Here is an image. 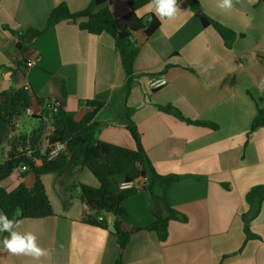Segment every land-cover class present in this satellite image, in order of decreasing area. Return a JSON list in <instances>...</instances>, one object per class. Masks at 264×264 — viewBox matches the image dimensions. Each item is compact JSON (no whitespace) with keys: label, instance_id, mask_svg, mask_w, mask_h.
<instances>
[{"label":"crops","instance_id":"obj_1","mask_svg":"<svg viewBox=\"0 0 264 264\" xmlns=\"http://www.w3.org/2000/svg\"><path fill=\"white\" fill-rule=\"evenodd\" d=\"M127 1L107 0L96 11L108 9L120 19L129 11ZM196 1L210 19L242 37L227 49L185 1L177 0L175 18L161 20L149 0L137 16L153 14L160 25L149 37L143 31L132 35L139 52L133 64L136 79L128 90L114 39L107 33L81 31L70 21L36 38L24 63L15 64L17 38L11 31H42L59 4L76 13L90 0H0V93L12 84L27 87L35 98L57 102L76 121L89 111L85 101L100 102L103 107L94 118L99 140L134 150L126 129L130 121L125 110H131L130 120L155 172L176 177L166 198L182 219L169 221L163 242L143 230L154 220L152 211H162L161 205L153 204L146 191L123 202L127 215L122 228L139 231L122 251V264H264V199L250 223L258 240L244 242L242 221L248 211L246 194L264 185V126L248 134L257 108H264V1L233 0L230 10L219 8V0ZM29 61L35 65L26 67ZM152 78L166 83L152 90ZM158 106H171L183 118L210 122L216 129L187 124ZM30 109L33 114L41 111L35 101ZM37 126L38 121L27 116L15 120L0 143V162L7 159L13 130L28 135ZM73 175L41 176L53 215L22 219L18 230L35 234L38 244L51 253L50 259L41 258L44 264H115L119 247L112 225L104 230L86 224L89 209L65 189L73 181L92 188L98 182L84 168ZM33 182L32 172L18 168L0 182V190L11 191L21 183L30 187ZM123 182L112 178L113 192L120 193ZM7 235L0 233V264H26L28 258L3 248Z\"/></svg>","mask_w":264,"mask_h":264},{"label":"trees","instance_id":"obj_2","mask_svg":"<svg viewBox=\"0 0 264 264\" xmlns=\"http://www.w3.org/2000/svg\"><path fill=\"white\" fill-rule=\"evenodd\" d=\"M106 1L90 0L84 10L76 13H71L67 5L61 3L49 13L44 30L27 29L24 33L11 31L17 38L16 66L24 63V56L36 38L55 25L70 21L76 24L81 31L92 35L107 33L114 39L115 49L120 57L129 90L136 79L133 64L139 52L138 47L131 40L132 35L143 31L149 37L158 29L160 22L153 14L142 18L137 16V11L149 3V0H128L129 11L120 19H114L108 9L96 11L97 7ZM183 1L187 3L203 27H211L216 31L227 49H231L237 38L242 37L205 15L198 1ZM33 101L41 107V112L32 116L38 121V126L28 135L20 134L7 142V159L0 163V182L22 166L27 168L25 173H33L34 182L30 187L21 183L11 191L1 189L0 212L6 214L9 219L18 221L52 216V209L41 182V176L51 174L70 179L77 169L84 168L95 177L98 187L92 188L73 181L65 189L70 198L73 197V192L77 191L75 197L89 209L90 214L84 218L86 224L106 230L108 229L106 218L108 215L113 216L112 231L119 247V255L115 264H122V251L131 235L139 231L135 229L126 232L122 228L121 220L127 215L123 202L140 191L149 193L153 204H160L162 208V211H152L154 220L143 230L154 232L159 241H165L169 221L182 219L181 215L171 208L166 198L167 190L176 181V177L162 176L155 172L142 146L141 134L130 120L131 110H125L130 121L126 129L134 141V150L99 140V125L94 118L103 107L102 103L85 101L84 105L89 108V111L81 120L76 121L72 113L61 108L53 112L51 100L35 98L27 87L17 88L12 84L8 90L0 93V143L12 128L14 121L24 117L25 110L31 107ZM158 109L187 124L216 129L213 123L190 121L183 118L179 111L171 106H158ZM261 126H264V108H257L248 134L250 135ZM41 143L44 147L48 146L47 148L65 143L66 149L56 159L48 161L45 156L46 151L43 153L40 151ZM28 151L32 153L28 155ZM115 177H121L125 183H132V187L120 193L113 192L111 179ZM263 199L264 185L251 188L245 196L248 211L242 215L244 242L259 239L251 233L250 223L259 214Z\"/></svg>","mask_w":264,"mask_h":264},{"label":"clouds","instance_id":"obj_3","mask_svg":"<svg viewBox=\"0 0 264 264\" xmlns=\"http://www.w3.org/2000/svg\"><path fill=\"white\" fill-rule=\"evenodd\" d=\"M149 7L161 20L175 18L179 11L177 0H151ZM218 7L230 10L233 0H219ZM20 226V221L0 213V233H8L2 240L3 248L13 255L28 258L26 264H44L41 258L50 259L51 253L38 244L35 234L19 231Z\"/></svg>","mask_w":264,"mask_h":264},{"label":"built area","instance_id":"obj_4","mask_svg":"<svg viewBox=\"0 0 264 264\" xmlns=\"http://www.w3.org/2000/svg\"><path fill=\"white\" fill-rule=\"evenodd\" d=\"M26 67H28V68H30V67H32V66H34L35 65V62L34 61H29V62H26ZM166 82L163 80V79H161V78H152L151 80H150V88L152 89V90H156V89H158V88H160V87H162L164 84H165ZM53 102V104H52V111L53 112H56L57 111V109L59 108V106H58V103L57 102H55V101H52ZM41 112V111H40ZM39 112V113H40ZM35 115H38V114H33L32 113V111H31V109H30V107L29 108H27L26 110H25V112H24V117L25 116H27V117H29V118H32V116H35ZM13 125H14V123H13ZM17 126V125H16ZM15 126V127H16ZM12 128H13V126H12ZM18 135H20V134H18V132H17V130L15 129V130H13L11 133H10V136H11V138L10 139H12L13 137H15V136H18ZM44 145H43V143H41V152L43 153V151H46V154H45V156H46V159L48 160V161H50V160H54V159H56L58 156H59V154L61 153V152H63L65 149H66V147H65V143H63V144H57V145H55L54 147H50V148H47L48 146H46V147H44ZM47 148V149H46ZM32 153V151H28L27 152V154L28 155H30ZM1 163V162H0ZM20 170L22 171V172H26L27 171V168L25 167V166H22V167H20ZM132 183H125V182H123V183H121L120 184V189H121V191L122 190H125V189H128V188H130V187H132ZM99 220H102L101 218H99ZM106 221H107V224L108 225H112V222H113V216L112 215H108L107 216V218H106Z\"/></svg>","mask_w":264,"mask_h":264},{"label":"rangeland","instance_id":"obj_5","mask_svg":"<svg viewBox=\"0 0 264 264\" xmlns=\"http://www.w3.org/2000/svg\"><path fill=\"white\" fill-rule=\"evenodd\" d=\"M0 156H1V154H0ZM76 195H77V191H74L73 196L75 197Z\"/></svg>","mask_w":264,"mask_h":264}]
</instances>
